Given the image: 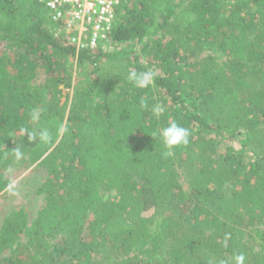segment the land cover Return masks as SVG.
<instances>
[{
	"label": "trees",
	"instance_id": "16d2710c",
	"mask_svg": "<svg viewBox=\"0 0 264 264\" xmlns=\"http://www.w3.org/2000/svg\"><path fill=\"white\" fill-rule=\"evenodd\" d=\"M0 41L17 50L0 56V192L9 167L47 173L35 217L4 216L0 264H264V0H127L79 52L37 0H0ZM172 122L189 143L166 158Z\"/></svg>",
	"mask_w": 264,
	"mask_h": 264
},
{
	"label": "built area",
	"instance_id": "2783aa9c",
	"mask_svg": "<svg viewBox=\"0 0 264 264\" xmlns=\"http://www.w3.org/2000/svg\"><path fill=\"white\" fill-rule=\"evenodd\" d=\"M47 11L57 34L79 52L93 50L110 34L117 11L127 0H37Z\"/></svg>",
	"mask_w": 264,
	"mask_h": 264
},
{
	"label": "rangeland",
	"instance_id": "374dc122",
	"mask_svg": "<svg viewBox=\"0 0 264 264\" xmlns=\"http://www.w3.org/2000/svg\"><path fill=\"white\" fill-rule=\"evenodd\" d=\"M16 48L7 41H0V56L3 53H7L12 58L16 56ZM75 62V59H73ZM46 76L42 70H40L35 79L34 84L40 85L45 83ZM72 88L63 89L62 101L69 102ZM242 136H237L233 142L235 146H239V142ZM9 183L14 184V188L9 191L7 187L0 192V225L4 216L12 208L24 207L29 214L30 221L35 217L38 208L43 202L42 194L38 193V188L47 178L46 170L39 164L26 166L19 164L13 172L8 176ZM116 196L115 192H108L105 194L107 200H113ZM182 210L179 208V211ZM259 228L264 229V226ZM162 255V254H161ZM164 258L165 256L162 255ZM159 256V258H162Z\"/></svg>",
	"mask_w": 264,
	"mask_h": 264
},
{
	"label": "clouds",
	"instance_id": "9594fccd",
	"mask_svg": "<svg viewBox=\"0 0 264 264\" xmlns=\"http://www.w3.org/2000/svg\"><path fill=\"white\" fill-rule=\"evenodd\" d=\"M155 79V73L152 70L137 71L129 70L126 75V80L133 84L135 87L144 89L153 85ZM141 107L147 108V104L142 100ZM163 112V108L160 105H155L152 108V113L154 117H159ZM31 119L37 121L39 119V112L33 111L31 114ZM67 132V128L63 125H60L58 128V133ZM134 132V131H133ZM152 137L156 138V134H151ZM190 132L187 128L183 127L177 122H172L171 124L163 127L159 132V138L161 139L164 148L166 151L162 153L163 156L172 157L174 155V149L180 146H186L189 143ZM29 141L38 140L40 143L47 144L51 141V134L48 129L43 128L29 132L27 134ZM11 155L16 161H19L23 158V152L19 146H16L14 149H11ZM8 172L12 173L13 169L8 168ZM14 188V184L9 183L7 189L11 191ZM227 239V236H226ZM220 264H245V255L237 254L231 260H221Z\"/></svg>",
	"mask_w": 264,
	"mask_h": 264
}]
</instances>
